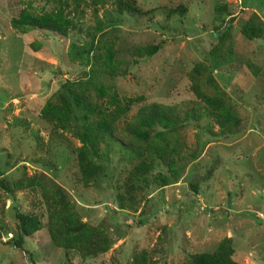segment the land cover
I'll list each match as a JSON object with an SVG mask.
<instances>
[{"label": "rangeland", "instance_id": "obj_1", "mask_svg": "<svg viewBox=\"0 0 264 264\" xmlns=\"http://www.w3.org/2000/svg\"><path fill=\"white\" fill-rule=\"evenodd\" d=\"M91 1L0 0V168L11 181L36 174L60 186L80 218L102 228L112 243L90 258L57 247L47 230L39 188L28 186L10 195L0 187V264H128L143 250L145 264H186L191 254L213 251L226 236L232 239V258L238 264H264V32L248 39L240 31L252 13L264 21V0H135L143 13H125L114 27L103 8L95 9ZM179 5L186 12L173 10ZM224 5L231 12L234 60L213 74L245 129L208 141L181 175L164 186L151 175L146 184L135 180L137 156L114 142L101 144L96 160L103 165L102 173L87 185L81 182L76 158L81 143L41 117L47 99L73 80L102 81L122 101L135 98L115 125L121 139L141 149L122 133L124 123L145 104L195 100L188 74L216 45L212 27L223 22L216 7ZM59 8L72 19L66 35L11 25L22 11ZM96 14L101 32L93 30ZM90 32L100 46L112 44L118 61L130 59L137 47L160 43V48L128 65L125 75L101 78L70 51L72 45L86 47ZM90 90L91 100L105 104L104 97ZM178 132L193 147L201 130L185 124ZM116 193L124 195L131 209L118 206ZM16 209L38 215L42 223L22 249L13 245Z\"/></svg>", "mask_w": 264, "mask_h": 264}, {"label": "trees", "instance_id": "obj_2", "mask_svg": "<svg viewBox=\"0 0 264 264\" xmlns=\"http://www.w3.org/2000/svg\"><path fill=\"white\" fill-rule=\"evenodd\" d=\"M91 3L95 9L103 8L111 27L121 22L125 13H143L135 0H92ZM173 10L186 12V7L179 5ZM216 13L224 18L223 22L221 20V23L212 27L217 43L202 61L193 64L188 74L190 90L194 93L195 100H188L181 105L156 102L145 104L124 123L122 133L137 141L141 149L134 146L132 141L121 139L116 133L115 125V121L128 110L135 98L127 97L122 101L114 88L102 81L73 80L65 81L61 89L47 99L40 110L41 117L50 122L54 129L72 133L81 143L76 153L81 182L87 185L102 173L103 165L96 160L100 157L101 144L114 142L130 155L137 156L138 163L133 168L135 180L146 184L151 175L158 178L159 186H164L181 175L187 165L199 156L208 141L234 135L245 129L243 119L213 74L216 69H222L234 60L233 46L229 41L231 12L224 5L217 6ZM95 17L97 23L93 30L101 32V19L97 14ZM71 24L72 19L61 8L42 13L25 10L11 19V25L15 29H44L60 35H66ZM240 31L248 39H258L264 32V21L258 14L252 13ZM95 38V34L90 32L86 47L76 49L72 45L70 51L82 57L101 78L125 75L128 65L137 62L139 58L151 56L160 48V43L137 47L131 51L130 59L118 61L112 44L100 46ZM90 86L96 95L99 93L104 97L107 105L91 100ZM185 124L201 130L193 147L187 146L178 137V129ZM35 136L40 139L39 135ZM156 166H161L164 170L158 169L154 172ZM4 172L1 167L0 187L10 195L15 190L28 186L39 188L47 209V230L51 241L57 247L77 250L82 258L94 257L109 249L111 238L102 228L90 225L80 218L74 204L60 186L41 180L36 174L23 175L11 181L4 176ZM191 187L197 189L194 184ZM126 190L129 191L131 199V191L128 188ZM123 196L116 193L118 206L131 209ZM14 219L16 237L13 245L22 249L25 239L39 230L42 223L38 215L18 209L14 213ZM232 254V239L226 236L213 251L191 254L186 264H238ZM146 260L147 252L143 250L134 253L128 264H145Z\"/></svg>", "mask_w": 264, "mask_h": 264}, {"label": "water", "instance_id": "obj_3", "mask_svg": "<svg viewBox=\"0 0 264 264\" xmlns=\"http://www.w3.org/2000/svg\"><path fill=\"white\" fill-rule=\"evenodd\" d=\"M232 18H230V22H231Z\"/></svg>", "mask_w": 264, "mask_h": 264}, {"label": "built area", "instance_id": "obj_4", "mask_svg": "<svg viewBox=\"0 0 264 264\" xmlns=\"http://www.w3.org/2000/svg\"><path fill=\"white\" fill-rule=\"evenodd\" d=\"M11 235V233H9Z\"/></svg>", "mask_w": 264, "mask_h": 264}]
</instances>
